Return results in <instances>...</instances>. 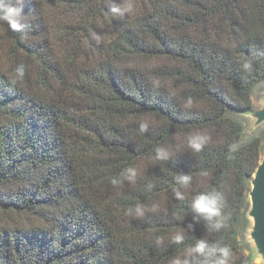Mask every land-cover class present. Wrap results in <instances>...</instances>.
<instances>
[{
  "label": "trees",
  "instance_id": "obj_1",
  "mask_svg": "<svg viewBox=\"0 0 264 264\" xmlns=\"http://www.w3.org/2000/svg\"><path fill=\"white\" fill-rule=\"evenodd\" d=\"M112 2L24 0L23 33L0 25V264H170L201 238L258 264L242 238L264 131L247 138L236 113L264 81V0H129L123 17ZM197 131L210 139L192 152ZM211 190L219 231L192 219V196ZM136 205L143 218L126 215Z\"/></svg>",
  "mask_w": 264,
  "mask_h": 264
},
{
  "label": "clouds",
  "instance_id": "obj_2",
  "mask_svg": "<svg viewBox=\"0 0 264 264\" xmlns=\"http://www.w3.org/2000/svg\"><path fill=\"white\" fill-rule=\"evenodd\" d=\"M24 0H0V25L7 26L12 32H21L27 27L29 22V13H26L22 4ZM108 11L114 17H123L133 11V5L129 0H120L116 3L115 0L110 4ZM244 70H249L250 65L245 63ZM15 75L17 79H22L25 75V67L23 64L15 68ZM192 101L188 100L185 106H191ZM149 124L147 122L141 123L142 131H147ZM208 134L197 131L190 133L187 138V147L192 152H200L204 146L209 142ZM172 157L171 152L167 148L156 149V159L160 161H167ZM138 172L134 168H128L120 173L119 177L111 179V185L116 189L117 194L120 193L124 182L129 184L135 183ZM206 176L207 173H204ZM176 183L179 188L173 189L174 198L183 201L186 195H189V190L192 185V176L189 173H180L176 177ZM191 209L194 213L192 219L199 223L204 221L209 231H219L223 227L222 216L224 210V199L222 195L216 191H202L192 196ZM155 210V209H153ZM146 209L142 205H136L134 208H129L126 215L133 218H143ZM188 227L193 228V224L189 223ZM184 234L177 232L172 237V243L181 244L184 241ZM155 243L160 245L163 243L162 237H156ZM232 249L227 245L218 243H210L205 239H198L197 242L188 248L185 254L173 258L170 264H231Z\"/></svg>",
  "mask_w": 264,
  "mask_h": 264
},
{
  "label": "water",
  "instance_id": "obj_3",
  "mask_svg": "<svg viewBox=\"0 0 264 264\" xmlns=\"http://www.w3.org/2000/svg\"><path fill=\"white\" fill-rule=\"evenodd\" d=\"M250 117L255 128L264 122V96L256 109L242 111ZM247 226L246 241L251 243V257L264 264V146L260 161L249 180L248 206L245 211Z\"/></svg>",
  "mask_w": 264,
  "mask_h": 264
},
{
  "label": "rangeland",
  "instance_id": "obj_4",
  "mask_svg": "<svg viewBox=\"0 0 264 264\" xmlns=\"http://www.w3.org/2000/svg\"><path fill=\"white\" fill-rule=\"evenodd\" d=\"M264 96V81L258 83L253 90L252 93V98H253V107L251 109H256L260 106L261 104V99ZM236 115L244 122L245 124V136L247 138L252 137L254 135L259 134L261 131H264V122L262 124H260L257 127H253L252 126V121L250 119L249 116L246 115V113L244 112H237ZM264 146V143H263ZM262 146V147H263ZM4 218H2L1 214H0V221L3 220ZM247 226V223H246ZM246 226H244L246 228ZM244 228V230H245ZM243 244L244 247L246 248V253L249 254L251 256V243L249 244V242L246 241V235H244L243 232ZM255 262L258 264H262V262L260 260H257V258L255 259Z\"/></svg>",
  "mask_w": 264,
  "mask_h": 264
},
{
  "label": "bare ground",
  "instance_id": "obj_5",
  "mask_svg": "<svg viewBox=\"0 0 264 264\" xmlns=\"http://www.w3.org/2000/svg\"><path fill=\"white\" fill-rule=\"evenodd\" d=\"M258 260V259H257Z\"/></svg>",
  "mask_w": 264,
  "mask_h": 264
}]
</instances>
